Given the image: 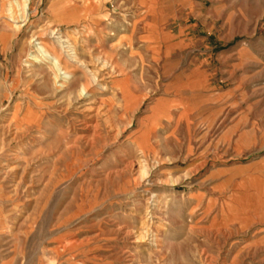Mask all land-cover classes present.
<instances>
[{"label": "rangeland", "instance_id": "obj_1", "mask_svg": "<svg viewBox=\"0 0 264 264\" xmlns=\"http://www.w3.org/2000/svg\"><path fill=\"white\" fill-rule=\"evenodd\" d=\"M15 1L0 264H264V0Z\"/></svg>", "mask_w": 264, "mask_h": 264}, {"label": "crops", "instance_id": "obj_2", "mask_svg": "<svg viewBox=\"0 0 264 264\" xmlns=\"http://www.w3.org/2000/svg\"><path fill=\"white\" fill-rule=\"evenodd\" d=\"M194 1L195 0H169V3H170L169 5L170 6H174V7H177L178 6V8H180L179 10H181V12L184 13L185 16L188 17V16H190L193 13V11H194L193 9L196 8L198 10V8H201L202 9V7H203L202 0L201 1H197L200 6L194 5L195 4ZM212 28H213V26H212ZM189 40H193V38H190ZM194 72L195 73H193V74H197L199 71H196L195 70ZM128 82H129L130 85H132V83L129 80H128ZM132 88L134 90H136V92L139 94V92L136 89V87H134L132 85ZM190 92H191V98L189 99V101L187 103V106L189 107V109L194 110V111L196 109L202 110L206 106H208V103H206L204 101V99L202 98L203 96H202V87L201 86L192 87L190 89ZM184 106L185 105H182V107H184Z\"/></svg>", "mask_w": 264, "mask_h": 264}, {"label": "bare ground", "instance_id": "obj_3", "mask_svg": "<svg viewBox=\"0 0 264 264\" xmlns=\"http://www.w3.org/2000/svg\"><path fill=\"white\" fill-rule=\"evenodd\" d=\"M20 0H17V1H15V2H13L12 3V5H11V7H10V10L12 11V17L14 16V17H17V18H22V20H25L27 17H28V10H29V4H28V1L29 0H22L23 1V3H21V2H19ZM21 6V10H22V12H21V15L20 16H18L19 14H18V7H20ZM18 8V9H17ZM20 10V11H21ZM20 13V12H19ZM56 37V36H55ZM42 42H44V40L42 41L41 40V44H42ZM56 42V41H55ZM39 44V43H38ZM43 45V44H42ZM44 47V46H43ZM45 49V48H44ZM53 49V48H52ZM41 52H44V50L42 51L41 50ZM50 52H52V51H50ZM55 56V55H54ZM60 61V60H59ZM57 62V61H56ZM55 62V63H56Z\"/></svg>", "mask_w": 264, "mask_h": 264}]
</instances>
